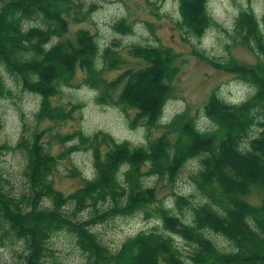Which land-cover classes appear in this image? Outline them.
<instances>
[{
  "label": "trees",
  "instance_id": "1",
  "mask_svg": "<svg viewBox=\"0 0 264 264\" xmlns=\"http://www.w3.org/2000/svg\"><path fill=\"white\" fill-rule=\"evenodd\" d=\"M206 2L179 0L182 23L197 35L212 23ZM79 6L74 0H0V98L14 96L4 70L23 90L41 96L38 122L62 120L68 111L51 105L50 97L72 80L80 67L87 71L88 83L100 90L102 102L111 101L110 90L125 81L119 103L136 108L135 122L144 121L148 128L158 126L179 70L173 49L135 45L130 52L147 60L145 67L127 69L109 82L98 78L100 46L96 36L81 28L75 40L61 39L69 29L68 15ZM36 19L42 25L27 26V21ZM237 27L253 51L264 53V13L259 20L252 11H242ZM113 52L107 47L100 55L111 68L119 62ZM200 55L213 66L252 83L254 94L231 103L214 91L204 111L215 130H200L194 118L181 113L146 146L132 147L107 133L100 134L109 148L104 157L94 149L95 176L84 178L83 185L68 195L54 185L52 175L60 157L46 147L44 130L27 134L25 125L15 146L0 143V154L19 149L25 157L27 191L12 192L0 168V244L21 239V264H46L47 257H54L51 238L61 231L73 235L88 264H188L176 237L193 246L188 258L194 264H264V196L260 204L244 198L252 187L264 191V61L220 62ZM151 85H155V95H148ZM255 126L260 131L252 135ZM2 128L0 121V131ZM92 138L98 139V135ZM74 149L68 148L70 152ZM193 158H199V165L191 168V176L206 200L193 203L189 196L177 194L178 207L187 205L192 210L191 218L186 219L160 203L156 187L146 185L143 177L154 175L173 182ZM86 209L89 214L84 217ZM141 210L147 217H160L169 233L157 228L140 231L112 250L93 230L98 223ZM208 231L227 238L232 249L220 248Z\"/></svg>",
  "mask_w": 264,
  "mask_h": 264
},
{
  "label": "rangeland",
  "instance_id": "2",
  "mask_svg": "<svg viewBox=\"0 0 264 264\" xmlns=\"http://www.w3.org/2000/svg\"><path fill=\"white\" fill-rule=\"evenodd\" d=\"M74 1L80 6L76 8V12L68 15L69 29L61 39L75 40L76 33L81 28L88 29L96 36L100 46L98 78L109 82L127 69L145 67L147 60L130 52L135 45L171 47L176 54L175 62L179 70L159 124L151 128L144 121H134L136 108L119 103V94L125 81L110 90L111 101L102 102L99 100L100 90L88 83V73L80 67L72 80L59 86L58 92L50 97L51 105L68 111V116L62 120L43 119L38 122L36 112L40 108L41 96L23 90L10 74L2 71L14 90V96L0 98V121L3 122L0 143L15 146L25 125L27 134L34 130H44L43 141L46 147L60 157L52 175L53 182L65 195L82 186L84 178L95 176L94 149L98 148L104 157L109 148L101 140L100 134L107 133L116 141H126L132 147L146 146L162 135L166 131L165 124L181 113L194 118L200 130H215L216 125L204 111V105L214 91L231 103L242 102L256 91L255 86L239 74L213 66L200 53L220 62L235 59L240 63L256 64L264 61V53L258 52V49L253 51L243 41L242 30L237 27V19L244 10L252 11L261 20L264 0H207V11L212 17V23L202 35L193 33L182 23L179 0ZM92 4L96 6L88 12ZM76 16H79V20H75ZM31 25H42V22L39 19L27 21V26ZM57 40L58 38H54L53 41ZM107 47H112L113 56L119 59L114 68L109 67L100 57ZM155 91V85H151L148 95H155ZM259 131L260 128L255 126L252 135H257ZM96 135L98 139H93ZM175 135L176 132L172 131L171 136ZM245 145H248L247 142ZM70 147L76 149L70 152ZM198 165L199 158L191 159L173 182L154 175L144 176L143 181L146 185L156 187L160 203L173 208L181 217L190 219L192 210L187 205L180 209L176 199L177 194H183L189 196L193 203L206 200L191 176V168ZM24 167L25 157L19 149L0 154V168L9 180L8 188L16 194L28 190ZM120 173L123 178L122 172ZM263 196V190L252 187L244 198L253 204H260ZM47 203L50 201L47 200ZM72 207L73 205H69L68 209ZM88 214V209L82 212L84 217ZM153 228L169 233L164 230L160 217L155 214L147 217L146 212L141 210L98 223L93 230L103 243L112 250H117L127 237ZM207 234L220 248L232 249L224 236L213 231H208ZM176 244L185 261L194 264L188 258L193 246L178 237ZM50 245L54 257H47L46 264H88L85 254L70 233H55ZM23 249L21 239L0 244V264H21Z\"/></svg>",
  "mask_w": 264,
  "mask_h": 264
}]
</instances>
